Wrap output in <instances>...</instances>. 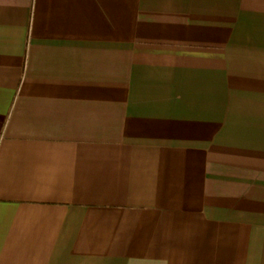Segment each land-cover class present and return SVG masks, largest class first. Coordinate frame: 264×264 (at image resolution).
I'll return each mask as SVG.
<instances>
[{"label": "crops", "instance_id": "obj_1", "mask_svg": "<svg viewBox=\"0 0 264 264\" xmlns=\"http://www.w3.org/2000/svg\"><path fill=\"white\" fill-rule=\"evenodd\" d=\"M0 264H264V0H0Z\"/></svg>", "mask_w": 264, "mask_h": 264}]
</instances>
